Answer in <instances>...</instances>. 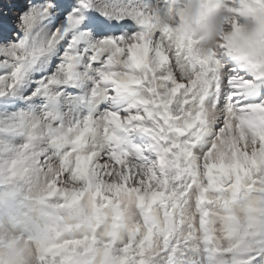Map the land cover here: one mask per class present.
<instances>
[{"label": "snow or ice", "instance_id": "6c2138e0", "mask_svg": "<svg viewBox=\"0 0 264 264\" xmlns=\"http://www.w3.org/2000/svg\"><path fill=\"white\" fill-rule=\"evenodd\" d=\"M194 3L0 0V177L54 213L0 264H264V62L194 43Z\"/></svg>", "mask_w": 264, "mask_h": 264}, {"label": "rangeland", "instance_id": "374dc122", "mask_svg": "<svg viewBox=\"0 0 264 264\" xmlns=\"http://www.w3.org/2000/svg\"><path fill=\"white\" fill-rule=\"evenodd\" d=\"M222 6L225 7L224 3ZM261 22L264 25V20ZM239 33L242 34V30ZM193 41L201 45V41ZM233 54L236 57L234 51ZM52 215L50 204L41 202V192L35 185L0 177V239L32 241V247H35L47 230L54 226L50 219Z\"/></svg>", "mask_w": 264, "mask_h": 264}, {"label": "clouds", "instance_id": "9594fccd", "mask_svg": "<svg viewBox=\"0 0 264 264\" xmlns=\"http://www.w3.org/2000/svg\"><path fill=\"white\" fill-rule=\"evenodd\" d=\"M226 13L218 7L209 11H203L198 16L189 20L191 30L201 40V46L215 48L221 34L226 26L223 23ZM242 38L233 45L236 58L241 62L261 61L264 62V25H256L248 21L241 26Z\"/></svg>", "mask_w": 264, "mask_h": 264}, {"label": "bare ground", "instance_id": "6f19581e", "mask_svg": "<svg viewBox=\"0 0 264 264\" xmlns=\"http://www.w3.org/2000/svg\"><path fill=\"white\" fill-rule=\"evenodd\" d=\"M222 3H223L222 0H195L193 11L186 17V19L184 21V27L191 34L192 40L197 39L198 41H201L196 36V33L191 30V27L189 26V23H188L189 20L194 16H198L203 11L211 10L213 7H218L220 9H222L224 11V13H226V16L224 17V20H223V23L226 26V28L221 30V34L219 36L218 41L221 39H224L226 37L233 36L236 31L242 30V32H243V28L241 26L248 21H252L253 23H255L258 26L263 25L262 22H257L251 18H240L238 20L237 17L232 12H230L225 7L223 8ZM13 15H15V14H13ZM237 24H239L238 29L236 28ZM218 41H217L216 48H219L221 46L218 43ZM232 54H233V51H232ZM233 56H234V54H233Z\"/></svg>", "mask_w": 264, "mask_h": 264}]
</instances>
